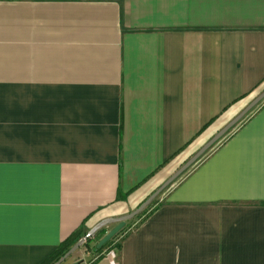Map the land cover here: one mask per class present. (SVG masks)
Instances as JSON below:
<instances>
[{
	"label": "crops",
	"instance_id": "0c3cea01",
	"mask_svg": "<svg viewBox=\"0 0 264 264\" xmlns=\"http://www.w3.org/2000/svg\"><path fill=\"white\" fill-rule=\"evenodd\" d=\"M263 91L264 0H0V264L128 214ZM117 244L88 264H264V103Z\"/></svg>",
	"mask_w": 264,
	"mask_h": 264
},
{
	"label": "water",
	"instance_id": "95a60500",
	"mask_svg": "<svg viewBox=\"0 0 264 264\" xmlns=\"http://www.w3.org/2000/svg\"><path fill=\"white\" fill-rule=\"evenodd\" d=\"M264 101V91L261 92L254 100H252L248 106L231 122H229L222 130H220L209 142H207L196 154H194L189 160H187L154 194H152L137 210L133 213L113 220H108L101 222L93 229H91L87 234L86 238L90 237L97 230L102 228L103 226L110 223H117V225L111 229L97 244L96 249H101L108 242H110L123 228L125 222L127 220L135 217L139 212H141L146 205L150 203L152 199H154L157 195L160 194L163 190H165L168 186H170L176 179H178L182 174H184L187 170H189L192 166H194L200 158L210 150L215 144H217L232 128H234L246 115H248L254 108H256L261 102ZM85 241V238L80 239L75 245L71 247V249L55 264H62L64 260ZM76 264V263H74Z\"/></svg>",
	"mask_w": 264,
	"mask_h": 264
},
{
	"label": "rangeland",
	"instance_id": "374dc122",
	"mask_svg": "<svg viewBox=\"0 0 264 264\" xmlns=\"http://www.w3.org/2000/svg\"><path fill=\"white\" fill-rule=\"evenodd\" d=\"M264 103L261 102L256 108H254L248 115H246L234 128H232L217 144H215L210 150H208L201 158L199 161H201L205 156H207L214 148H216L223 140H225L234 130H236L240 125H242L250 116L251 114L262 104ZM198 161V162H199ZM185 163V162H184ZM183 163V164H184ZM183 164H181L176 170H178ZM193 167V166H192ZM191 167V168H192ZM188 171V170H187ZM186 171V172H187ZM186 172L184 174H186ZM182 174L178 179H176L174 182L176 183L182 176ZM157 188L156 190H158ZM155 190V191H156ZM154 191V192H155ZM165 191V190H164ZM153 192V193H154ZM152 195V194H151ZM150 195V196H151ZM163 195V191L160 192L159 195H157L154 199L150 201L146 207L139 212L135 217H133L130 220H127L125 222L124 228L111 240L113 241V246H115L130 230H132L138 223L139 221L143 218V215L145 212H149L151 209L154 207L160 205L161 203V197ZM149 196V197H150ZM149 197H147L138 207H136L134 210L130 211L128 214H125L121 217L127 216L131 213H133L135 210H137ZM119 217V218H121ZM117 223H111L108 225L103 226L99 230H97L95 233H93L90 237H83L85 238V241L78 247L77 250H75L73 253H71L62 264H88L96 260L98 256L93 252L94 247L96 248L97 244L99 241L111 230L113 229ZM89 239V241H87ZM110 241V242H111ZM117 243L115 244V242ZM109 242V243H110ZM77 243V242H76ZM75 243V244H76ZM74 244V245H75ZM109 249H113V247H109Z\"/></svg>",
	"mask_w": 264,
	"mask_h": 264
},
{
	"label": "trees",
	"instance_id": "16d2710c",
	"mask_svg": "<svg viewBox=\"0 0 264 264\" xmlns=\"http://www.w3.org/2000/svg\"><path fill=\"white\" fill-rule=\"evenodd\" d=\"M158 206L154 207L149 212H145L144 215H143V218L139 222H142L143 220H145L146 218H148L153 213V211L158 208ZM77 241H78V239L76 238L75 235L72 236V237H70L68 240H66L65 242H63L58 247V249L44 263H42V264H55V263H57L71 249V247ZM87 241H89V239H87ZM112 245H113V241H111L110 243L108 242L101 249H96L94 247L93 252H95V254L98 256V258H100L102 256L103 252L104 251H107V249H109V247H112ZM118 247H119V244H116L114 246V248H118Z\"/></svg>",
	"mask_w": 264,
	"mask_h": 264
},
{
	"label": "built area",
	"instance_id": "2783aa9c",
	"mask_svg": "<svg viewBox=\"0 0 264 264\" xmlns=\"http://www.w3.org/2000/svg\"><path fill=\"white\" fill-rule=\"evenodd\" d=\"M117 243V241L115 242V244ZM112 247L114 248V246L112 245Z\"/></svg>",
	"mask_w": 264,
	"mask_h": 264
}]
</instances>
